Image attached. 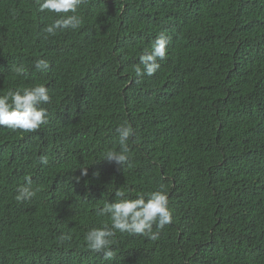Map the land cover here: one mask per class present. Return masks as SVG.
<instances>
[{"label": "trees", "instance_id": "trees-1", "mask_svg": "<svg viewBox=\"0 0 264 264\" xmlns=\"http://www.w3.org/2000/svg\"><path fill=\"white\" fill-rule=\"evenodd\" d=\"M78 15V30L44 39L54 13L0 0V93L43 83L51 96L37 131L0 126V264H264V0H85ZM161 27L166 58L138 78ZM124 123L121 168L102 157ZM26 176L35 195L18 202ZM161 185L173 219L157 240L117 232L112 261L87 248L116 189Z\"/></svg>", "mask_w": 264, "mask_h": 264}, {"label": "clouds", "instance_id": "clouds-1", "mask_svg": "<svg viewBox=\"0 0 264 264\" xmlns=\"http://www.w3.org/2000/svg\"><path fill=\"white\" fill-rule=\"evenodd\" d=\"M85 0H36L41 12L54 13L56 18L43 28L44 39L54 36L65 30H78L83 20L78 15V8ZM169 32L162 27L153 33L149 39L148 49L139 54V63L134 66V73L138 78L154 75L160 68V61L166 58L167 46L171 43ZM194 57L190 56L191 61ZM32 67L40 73H47L50 62L44 58H36ZM16 77H28L29 69L23 63L15 65L12 69ZM128 84V82H127ZM51 102L49 88L43 83L31 86L10 87L0 93V126L12 131L32 133L48 123V111L45 105ZM118 149H111L103 154L104 159L114 161L118 165H127L130 157L129 141L133 139V129L127 124L117 128ZM133 142H135L133 140ZM41 164H47V156L40 158ZM81 175H86V169L81 168ZM77 180L79 177L76 178ZM32 178L25 177V182L17 186L15 199L18 202L31 199L35 192L30 187ZM98 217H107L102 226L91 227L85 234L84 240L87 248L102 254V258L112 261L116 252L111 247L117 232L129 235L144 236L150 240L159 238V231L172 222V213L169 200L163 186L143 192L133 197L130 191L118 188L114 192V199L105 200L102 207L97 208ZM70 239V235L62 234L59 242ZM86 258V257H85Z\"/></svg>", "mask_w": 264, "mask_h": 264}]
</instances>
